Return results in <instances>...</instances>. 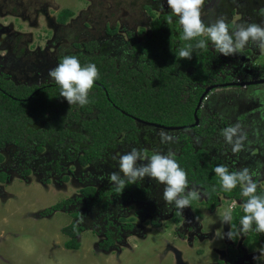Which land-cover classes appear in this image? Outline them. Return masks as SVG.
<instances>
[{"label":"rangeland","instance_id":"1","mask_svg":"<svg viewBox=\"0 0 264 264\" xmlns=\"http://www.w3.org/2000/svg\"><path fill=\"white\" fill-rule=\"evenodd\" d=\"M64 9L71 16L59 25L55 17ZM170 11L167 0H0V74L14 84L52 83L54 80L48 73L57 66L58 56L79 52L75 44L89 41L96 43V54L109 55L118 62L127 58L122 48L127 33L135 42L143 43L152 37L149 23L160 15H171ZM220 17L226 18L230 30L242 23L264 26V0H205L202 9L205 25ZM174 18L178 20L173 16L172 21ZM178 26L181 27L179 22ZM208 47L212 52L213 48ZM212 56L213 59L219 56L231 81L264 79V51L252 43L236 55L216 52ZM201 106L202 114L216 113L227 118L228 127L241 125L247 135L242 151L234 153L225 139L220 149L216 147L217 141L197 140L190 130L165 131L136 123L134 141L127 143L123 136L116 137L101 160L86 167L76 162L88 146L86 139L60 148L49 141L40 153L11 146L1 149L0 173L6 174V179L0 182V264L240 262L227 257L225 249L231 241L226 235L223 239L219 236L229 231L228 224L221 223V214L229 206L233 209L242 207L243 203L219 197V205L208 212L200 195L181 211V221L174 224L170 220L173 206L163 200L164 185L148 177L137 180L126 199L117 196L109 205L105 199L96 204L81 199L68 207L48 211L57 203L80 197L82 188L111 190L115 185L109 182V174L119 170V157L132 149L144 155L140 163H147L155 153L177 154L179 146L186 141L228 160L234 171L250 169L262 188L264 84L212 88ZM44 121L42 118L31 127H39ZM67 128L81 132L78 124L68 123ZM161 132L173 139L162 142ZM26 170L28 173L24 174ZM74 212L81 216L77 225L83 230L76 238L79 248L70 250L63 247L68 239L60 230L76 223L71 215ZM151 220L157 227L150 225ZM124 225L132 227L125 230L121 227ZM106 229L111 232L113 242L108 249L100 250L97 244L104 239ZM242 240L241 236L231 245L242 251L241 259L245 260L239 264H264V240L246 245Z\"/></svg>","mask_w":264,"mask_h":264},{"label":"trees","instance_id":"2","mask_svg":"<svg viewBox=\"0 0 264 264\" xmlns=\"http://www.w3.org/2000/svg\"><path fill=\"white\" fill-rule=\"evenodd\" d=\"M70 16L69 10H60L56 21L64 24ZM168 17L160 15L156 21L149 23L152 37L143 43L135 42L133 36L127 33V41L122 46L127 58L118 62L109 55L96 54L97 45L93 41L75 44L79 52L57 58L58 65L64 56L75 55L82 65L94 63L99 69V79L89 93V103L83 107L78 104L69 105L60 96V87L55 81L27 86L14 84L0 74V150L11 146L17 150L27 152L32 149L34 153H40L49 141H54V146L60 148L70 147L73 142L86 139L88 146L76 158L79 166L86 167L100 161L116 137L123 136L127 143L134 141L137 133L135 120L164 128H178L175 131L190 130L195 139L215 140L216 147L222 149L225 139L223 130L228 127L227 118L216 113L202 114L204 109L201 106L195 113L197 126H188L193 124V111L204 89L231 80L219 56L213 59L212 53L217 51L206 35L197 39L206 40L208 46L213 48L212 52L209 47L204 50L194 48L190 60L180 59L178 50L188 44L195 45L196 40H183L177 18L169 24ZM42 118L45 121L41 126L31 127ZM68 123L78 124L81 132L67 128ZM174 158L187 172L189 186L186 191L197 189L204 198L202 203L207 210L213 211L219 205V197L245 202L246 198L242 197L239 186L231 192L223 191L220 178L214 172L219 165L234 171L228 160L216 157L205 148L196 147L191 141L183 142ZM23 173L27 174L28 171ZM5 179L6 174L1 172L0 182ZM133 185L127 184L123 190L114 186L107 191L85 187L80 190V197L57 203L48 211L68 207L75 201L81 202V199L91 200V204L105 199L106 205H109L112 196H116L115 199L119 196L126 199ZM258 194L264 195V186L258 187ZM193 203L194 200L190 205ZM172 206L171 220L178 223L181 219L180 209L174 204ZM71 215L76 218V223L61 228L60 232L68 239L63 247L77 250L79 243L76 238L83 230L80 224L77 225L81 216L77 212ZM232 215V226L238 230L241 227L240 218L244 215L243 209L234 208ZM151 222L155 225L153 220ZM121 227L131 229L127 225ZM110 233L107 229L104 231L105 240L97 244L99 249L106 250L111 245ZM249 237L261 240L264 233L250 231ZM228 256L234 258L231 249H228Z\"/></svg>","mask_w":264,"mask_h":264},{"label":"clouds","instance_id":"3","mask_svg":"<svg viewBox=\"0 0 264 264\" xmlns=\"http://www.w3.org/2000/svg\"><path fill=\"white\" fill-rule=\"evenodd\" d=\"M205 0H167L170 13L167 23H172V17H178L182 28V39L185 41L196 40L195 45L188 44L178 50L180 59L192 58L193 50L207 49L208 42L198 37L207 36L214 49L224 55L232 56L242 52L250 43L264 51V26L256 23H242L229 28L226 18H217L211 25H205L202 20V9ZM163 8V5H162ZM49 77L60 87V96L69 105L78 104L81 107L89 103V93L94 83L99 79V69L94 63L82 65L75 55H66L61 62L49 70ZM162 142H170L173 137L161 132ZM223 135L232 151L239 153L244 149L246 133L241 130L239 123L223 130ZM145 157L140 150L132 149L119 157V170L109 174V182L118 190L125 189L127 184H135L137 180L145 177L156 180L164 185L163 200L166 204L173 205L181 211L189 207L192 200L199 199L198 190L186 191L189 186L187 172L175 160L174 154L155 153L147 163H140ZM214 172L220 178L221 188L231 192L238 186L241 188L242 197L246 198L242 204L244 215L240 218V228L234 230L232 226L233 209L229 206L221 214V223L230 225L229 231L222 233L230 240H237L250 231L264 233V195L258 194L259 185L253 178L250 169L243 168L239 171H230L228 167L219 165ZM215 190V189H214ZM257 259V257H254Z\"/></svg>","mask_w":264,"mask_h":264},{"label":"water","instance_id":"4","mask_svg":"<svg viewBox=\"0 0 264 264\" xmlns=\"http://www.w3.org/2000/svg\"><path fill=\"white\" fill-rule=\"evenodd\" d=\"M258 84H264V79L253 80V81H242V82H228V83H224V84H220V85H211V86L206 87L204 89V91L202 92V94L200 95V97L198 98V100H197V103H196L194 111H193V119H194V121H193L192 125L188 126V128H190L192 126H197L198 120L195 117V113L201 107L202 100H204L206 94H208V92L212 88H216L218 86H233V87H245L246 86L247 87V86H250V85H258ZM134 122L136 124H139V125H142V126L153 127V128L161 129V130H165V131H175V130L178 129V128H164V127H160V126H157V125L148 124V123H145V122L139 121V120H135Z\"/></svg>","mask_w":264,"mask_h":264},{"label":"flooded vegetation","instance_id":"5","mask_svg":"<svg viewBox=\"0 0 264 264\" xmlns=\"http://www.w3.org/2000/svg\"><path fill=\"white\" fill-rule=\"evenodd\" d=\"M55 21H56V17H55ZM57 22V21H56ZM59 24V23H58ZM65 24V23H64ZM59 25H63V24H59ZM230 26V25H229ZM61 56V55H60ZM60 56H58V57H60ZM255 80H259V79H255ZM249 81H253V79L252 80H249ZM231 82H235V81H231ZM236 82H239V81H236ZM242 82V81H241ZM224 84V83H223ZM41 85V84H40ZM34 86H37V85H34ZM148 127V126H147ZM115 197L116 196H112V198H111V202H113L114 200H115ZM203 197V196H202ZM223 199H225V198H223ZM203 200H204V198H203ZM228 200V199H227ZM233 201H238V202H241L240 201V199L239 200H233ZM242 203V202H241ZM204 205V204H203ZM205 207V206H204ZM236 207H239V206H236ZM236 207H234V208H236ZM206 208V207H205ZM233 208V209H234ZM239 208H242V207H239ZM215 210V209H214ZM213 210V211H214ZM208 212H213V211H209V210H207ZM180 216H181V210H180ZM170 220H171V216H170ZM180 221H181V219H180ZM179 221V222H180ZM171 222L172 223H174L172 220H171ZM178 222V223H179ZM178 223H174V224H178ZM150 225L151 226H153V227H157L156 226V223H155V225H153V223L150 221ZM130 227H132V226H130ZM228 227H229V229H230V225L228 224ZM253 233H256V231H253ZM248 236V237H247ZM242 238H243V240H242V243L243 244H249V243H251V241H253V242H258V241H263L264 240V238H262L261 240L260 239H252L251 237H249V232L248 233H246V234H243L242 235ZM247 238H249V239H247ZM105 240V237H104V239L102 240V241H104ZM101 241V242H102ZM231 241V244L230 245H227L226 246V249H225V251H226V255H227V257L230 259V257L228 256V249H231L232 251H233V253H234V258L233 259H230V260H232V261H236V260H238V261H240V262H243L244 263V258L243 259H241L242 258V251L239 249V250H235L231 245L232 244H236L237 243V240H235V241H232V240H230ZM112 242H113V240H112ZM100 243V242H99ZM111 245H112V243H111ZM110 245V246H111ZM110 246H108V248L110 247ZM99 249V248H98ZM100 250H102V249H100ZM240 262H238L237 264H239ZM258 264H261V263H258Z\"/></svg>","mask_w":264,"mask_h":264}]
</instances>
